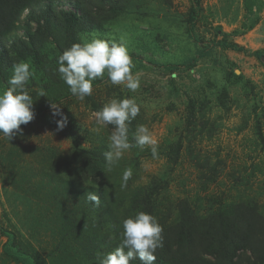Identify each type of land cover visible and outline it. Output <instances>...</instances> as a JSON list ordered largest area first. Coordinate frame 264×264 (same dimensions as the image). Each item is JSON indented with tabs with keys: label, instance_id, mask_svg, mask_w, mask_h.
<instances>
[{
	"label": "rangeland",
	"instance_id": "rangeland-1",
	"mask_svg": "<svg viewBox=\"0 0 264 264\" xmlns=\"http://www.w3.org/2000/svg\"><path fill=\"white\" fill-rule=\"evenodd\" d=\"M36 1L13 7L12 26L0 34V92L15 64L30 62L33 72L26 88L35 119L23 135L0 137V225L14 246L37 264H99L98 255L119 246L122 221L143 211L163 228L155 253L162 264H264V68L250 55L264 51V0H200L192 37L191 0ZM68 10L80 15L75 27L63 23ZM31 14L46 16L43 32ZM94 37H124L136 92L105 75L84 100L71 94L58 56ZM31 40L36 54L21 55L18 46L29 49ZM41 88L47 96H37ZM133 97L141 105L128 125L133 147L109 169L113 126L100 128L93 113ZM52 103L68 118L63 130ZM138 125L158 141L159 158L136 145ZM4 241L0 264H15L2 254Z\"/></svg>",
	"mask_w": 264,
	"mask_h": 264
},
{
	"label": "clouds",
	"instance_id": "clouds-1",
	"mask_svg": "<svg viewBox=\"0 0 264 264\" xmlns=\"http://www.w3.org/2000/svg\"><path fill=\"white\" fill-rule=\"evenodd\" d=\"M58 73L68 85L73 96L79 100L93 94V82L103 80L105 75L111 85H122L130 92H136L141 85L138 75L133 73L134 64L129 54L124 37L119 42L94 37L91 40L75 43L58 56ZM30 62H19L13 66V75L8 80V87L0 92V137L12 140L23 135L21 125H27L35 119L32 108L34 99L26 85L32 78ZM37 96H47L41 88ZM51 115L55 120L57 131L63 130L68 123L67 116L60 104L52 103ZM141 111L135 98H112L101 110L93 113L95 123L100 128L113 126L108 137L109 151L104 158L109 169L116 166L126 150L133 147L129 141L128 125ZM137 146L143 149L150 146L152 157L159 158L158 141L149 128L138 125L134 133ZM133 176L132 168L123 171L122 187H126ZM94 206L100 205V198L94 192L86 195ZM163 228L157 218L149 213L139 211L134 216L122 221V239L118 247L106 255H98L99 264H130L138 259L140 264H153L157 259L156 250L162 247Z\"/></svg>",
	"mask_w": 264,
	"mask_h": 264
},
{
	"label": "trees",
	"instance_id": "trees-1",
	"mask_svg": "<svg viewBox=\"0 0 264 264\" xmlns=\"http://www.w3.org/2000/svg\"><path fill=\"white\" fill-rule=\"evenodd\" d=\"M24 1L29 2L30 0H0V34L4 32L2 29H4L7 26H8L7 28L10 29V27L12 26V23H11L12 8L15 7L16 5H19L20 3H23ZM38 2L39 0H37L33 5H36ZM199 2L200 0H191L192 4H191L190 10L187 16V20H186L187 33L189 37H192V31L195 26V21L198 17V13L200 10ZM61 3L62 2L60 1L59 3L60 6H61ZM45 9H48L52 14L54 13L52 1L45 7ZM60 12L63 18V23L67 27L77 26L79 19H80L79 18L80 15L76 14L75 12H71V10H68V12H63V11H60ZM28 18L30 21H35L36 25H38V27L40 26L43 32L44 26L42 25V21L45 24L47 23L46 16L44 14L43 15L42 14H31ZM35 33L39 34V29H37V32ZM0 38H1V35H0ZM220 46L225 49H233L235 51L244 52L243 48L234 46L233 44H220ZM18 48H19L18 50L20 51L21 55L24 54V55L32 56L36 54V49L34 48V43L32 40H31L29 49H27L24 44L19 45ZM1 55L2 53H0V56ZM250 55L254 57L256 60H258L261 66L264 68V51H255V52H252ZM23 126L25 125H21V128ZM0 237H3L5 239L4 243L1 246L2 254L8 259H10L13 263L15 264H37L30 255L21 252L14 246L13 233L7 230H4L1 225H0ZM179 242H182V238L180 237H179ZM156 257L157 259L153 262V264H162L163 259H161V257L159 256H156ZM232 257H233V252L230 251L229 259H232ZM196 261L198 264L200 260H196ZM175 263L178 264V262H175Z\"/></svg>",
	"mask_w": 264,
	"mask_h": 264
}]
</instances>
